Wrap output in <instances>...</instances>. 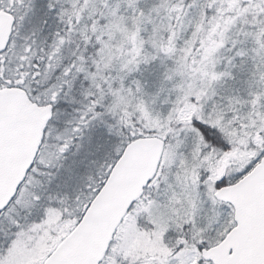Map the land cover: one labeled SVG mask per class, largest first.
<instances>
[{
	"label": "snow or ice",
	"instance_id": "snow-or-ice-1",
	"mask_svg": "<svg viewBox=\"0 0 264 264\" xmlns=\"http://www.w3.org/2000/svg\"><path fill=\"white\" fill-rule=\"evenodd\" d=\"M0 264H264V0H0Z\"/></svg>",
	"mask_w": 264,
	"mask_h": 264
}]
</instances>
